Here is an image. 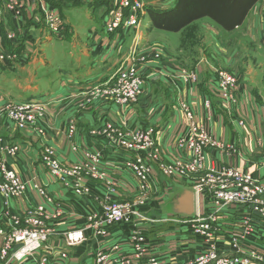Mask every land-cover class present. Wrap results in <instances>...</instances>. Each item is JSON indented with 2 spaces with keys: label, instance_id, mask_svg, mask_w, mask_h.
<instances>
[{
  "label": "rangeland",
  "instance_id": "obj_1",
  "mask_svg": "<svg viewBox=\"0 0 264 264\" xmlns=\"http://www.w3.org/2000/svg\"><path fill=\"white\" fill-rule=\"evenodd\" d=\"M104 1L108 2L105 6H103ZM14 2H20L23 6V10H20L18 15L15 13L11 14L6 8L7 4L5 0H0V70H2V68L5 70L7 68L10 69L19 66L22 62L30 59L31 53H33L34 56L40 54L46 64L38 68L37 77H43L42 81L45 94L50 93V88L53 85L52 81L54 77H58L59 70L70 67V60L67 54L70 53L71 37L68 27L64 25L66 24L64 20L65 17L67 23L69 24L70 22L72 26L70 30L74 33L76 31L79 35H84L85 38L88 32L89 22L100 31L104 21L103 18L106 17V21L104 22V29L106 31L110 24L108 22L113 20L116 14L110 0H14ZM259 3L258 5L260 6L261 4ZM65 7L67 10L62 12V8ZM41 9L54 11L60 19L59 22L61 26L63 24L64 29L61 34H52L55 21L48 17L49 14L46 16ZM105 11L107 16L105 15ZM139 17V27L126 28L120 25L109 34L111 36L119 32L117 34L119 46H122L125 50L121 62L124 60L127 66L134 62L136 65H139L140 68H146V74L139 73V77L143 81L141 93L134 102H129L125 105L116 104L114 100H101L99 98L91 99L90 102H88L87 97H85L84 101H76L75 105L69 104L63 116L69 117L71 120L63 133L59 131V136L62 138L56 139L58 142L60 139L61 141L63 139V142L68 147L67 152L59 150L55 144L53 145L51 143L52 139L49 135V130L52 123H50L49 126V121H46V115H44L43 118L35 115L34 120L32 118H26L22 122H16L15 114L10 115V112H8L5 116V112L4 114L1 113V111L5 109L2 103H0V122L6 123V125L12 127L14 132L27 133L33 137L35 142L39 144L40 149L37 148L41 166L54 181L58 182L63 188L69 189L70 192H72V197L75 199L79 197H90L91 195L93 198H104L106 192L104 184L101 181L95 180L92 176H89L86 171L77 169L80 165L88 163V158L85 157L87 152L85 151L90 148H82L75 141L77 126L73 119L77 118L78 120L77 116L79 115H86V113L89 112L93 113L96 104L108 102L116 108L107 107L104 110V120H102L99 125L91 126L87 132L88 137L104 142V138L98 137L96 133L100 130H106L107 127H110V130H113L119 136H129L130 138L128 139L133 138V135L135 136L137 133H143L144 136L148 134L149 136H146L148 138L147 141H149V143L151 141L153 149L158 150L159 165L155 164L154 168L156 167L157 170H159L160 165H171L174 168L176 163L182 161L185 163L188 161L187 157L178 151L179 148L176 145L182 132L184 133L190 124V121L186 119L185 106H183V104L187 106L192 116H194L193 118L196 123L203 124V126L210 131L214 130V128L211 129L213 127L212 119L214 111L210 100L205 98L201 102V114L204 118L198 116L195 111L196 108L188 101L190 93L198 85L202 83L207 84L208 90L214 95L215 102L220 108V112L223 114H221L220 121L223 122V120L226 119L230 124H235L231 121H236V125L243 127L244 121L241 118L242 112L240 110L242 97L240 96L239 86L234 87L231 92H228L229 95H232V99H223L219 97L217 92L219 89V85L217 84L221 81L219 79V74H232L237 78L239 84L244 81V74L251 72L250 75H253L252 77L256 82L259 84L264 83V56L260 51L263 49L261 40L256 34V22L254 18L248 20L245 26L240 27L241 24L231 32L222 30L209 19H201L178 33H169L151 27L146 8L145 12ZM133 45L136 49L132 48ZM142 57L144 59L143 61H141ZM191 76H194L196 79L193 86H190L188 82L184 80ZM0 87H2L1 79ZM150 88H155V90L156 88L158 89L153 93V98L149 101L147 107L139 109L134 118L127 119L128 111L131 109L136 111L134 108L135 104L147 94ZM160 89H163L162 97L158 94ZM9 91L12 94L6 95V90L1 88L0 95L5 97L7 101L23 102L15 97L19 94V91L16 90L15 87L11 86ZM165 101L169 103H165ZM166 104L169 106L163 108ZM42 111L44 114H48L44 107H42ZM117 112H119L123 118L118 119ZM167 113L173 115L177 121L182 122L183 120L181 133L175 139L174 152L170 153L165 151L160 142L162 137L161 134L162 132L164 133L163 128L166 125L165 116ZM2 139L0 138V161L3 160V162L0 163L4 165L5 169L13 172L15 176L14 179L18 180L20 184H23L25 190L21 193H17L15 196L8 195L12 193L13 187L6 181L7 178L0 167V229H2V236H0V264H39L43 260H45V264H68L67 262L73 257L72 253L69 252L74 248L82 246L84 242H86V236L84 234V242L75 247H67L62 238L63 236L65 238L64 234H67V232L85 230L90 224L87 217L91 213L86 214L88 215L87 217L83 216L84 219L81 220L77 228L59 233L55 227H52L54 220L57 221L58 218L57 210L54 212L47 211L46 206H51L50 203L46 201L48 198L40 196L39 191L35 188L36 185L39 186V188L43 189L44 193L51 198L46 187L43 185L41 186L35 178H31V181H23L15 170L9 168V160L17 156L20 148L16 144L8 142L3 143ZM224 144L235 147L230 142H224ZM112 148L118 149L116 146H112ZM68 152L69 156L71 153L75 155L76 160H71L68 157ZM132 153L134 154V152ZM132 153L129 154V158L133 157ZM213 154L219 153L212 148H210V150L209 148L205 150L206 169H204V171L192 172L185 167L183 175L179 176V178L163 177L164 180L159 182V192L155 196L149 197V199L134 194L130 197L125 196L126 200L121 201L119 199H121L122 194L118 189L108 190V194L112 197L110 199L112 203L122 204L135 203V201H140L144 198L146 204L149 205L150 200L152 201L151 198H156L152 217L158 221V223L152 225L151 229H154L153 231H146L148 234L147 236L152 238L154 235L151 234H155L161 239H169L170 243L174 245L175 241L170 240L174 237L170 235L171 233L169 230L174 227L177 222L171 221H180V219L178 220L175 217V212L177 210L175 206L176 199L174 198V194L171 193L179 190L176 189L177 185L182 187L181 184H183V182H188L187 180L193 181L191 188L194 190V187L201 182V180L206 179L209 175L207 169L211 166V157ZM101 156H103L102 153ZM49 159H51V161ZM46 162H50L51 166L55 164L60 174H65L66 180L71 186L80 185L79 187L84 195L75 194L73 188L66 187L64 185L65 183H61V181L51 173V170L46 167ZM100 168H103V157L101 158ZM69 174L71 176H69ZM28 187H30L31 191H34L43 201L42 204L40 203L34 207L21 206L20 203ZM51 200L53 199L51 198ZM204 200L210 202L209 204L212 206L209 198H204ZM41 208H43V211ZM33 221H37V224L33 223ZM165 221H169V223H165ZM40 227L43 229L44 233V241L41 242L39 240L40 248L29 252V255H31L30 257L19 256L18 253L21 252L23 243L19 244L12 238L14 233L24 231L29 234L33 232V230L36 231L40 229ZM114 229L115 228L110 227L106 232H111ZM55 238L61 240L66 250H44L47 243L50 240L54 241ZM155 241L156 240H154V242ZM119 244L120 243L117 245ZM127 244L129 245V243ZM109 248L107 247L95 251L93 253V264H99V256L108 254ZM169 249L170 248L163 252H167ZM153 251L156 252V249H153ZM120 252H122V250ZM34 260L38 261L34 263ZM250 261L252 264H262L256 259L251 258Z\"/></svg>",
  "mask_w": 264,
  "mask_h": 264
},
{
  "label": "crops",
  "instance_id": "obj_2",
  "mask_svg": "<svg viewBox=\"0 0 264 264\" xmlns=\"http://www.w3.org/2000/svg\"><path fill=\"white\" fill-rule=\"evenodd\" d=\"M175 2L176 0H145L146 9L160 11L170 10L174 7ZM259 2L258 3L261 4L262 7L261 5L259 6L258 3L254 5L240 27L245 26L251 18L255 19L256 34L261 40L263 49L260 51L264 56V0H260ZM105 4H108V2L104 1L103 6H105ZM66 10V7L62 8V12ZM105 15L107 16L106 11ZM64 20L66 21L65 26L68 27L71 37L70 53L67 54L70 60V67L59 70L58 77H54L52 81L53 85L50 88V93L45 94L42 81L43 77H37L38 68L46 64L43 57L37 54V52L36 54L38 56H34L33 53H31L30 59L22 62L19 66L10 69L7 68L5 70L2 68V70H0V79L2 81L0 91L1 88H3L7 92L6 95H10L12 93H10L9 89L11 86L15 87L16 90L19 91L18 95H14L18 100L39 104L44 107L48 112V114H45L46 121H49V126L50 123H52L49 130V135L52 139L51 143L53 145L55 144L59 150L67 152L68 147L63 142V139L62 141L60 139L59 142L56 141V139L62 138L59 136V131L63 133L71 120L69 117L63 116L66 109L69 107L68 105H75L76 101H84V94L92 89V87L107 82L118 69L124 57L125 50L122 46H119L117 35L119 32L110 36V34L105 31L104 22L106 21V17L103 18L104 21L100 31L89 22V28L87 27L88 32L85 38L84 35H79L76 31L75 33L71 31L70 27L72 26L70 22L69 25L66 17ZM250 74L251 72L245 73L244 81L239 83L240 96L242 97L240 110L242 112L241 118L244 121L243 127L236 125V121H231L235 124H230L226 119L223 120V122L220 121L223 114L220 112L221 110L215 102L214 95L208 90L207 84L205 83L198 85L195 89L192 88L194 90L190 93L188 101L196 108L195 111L198 116L204 118L201 114L200 106L202 100L208 98L212 103L214 111L212 119L213 127L211 128H214L213 131L211 130L213 137L223 142L232 143L240 153L239 156L231 157L213 154L211 162L214 161L219 165H230L245 172H250L259 183L264 184V165L262 163V156L264 154V83L259 84L252 77L253 75L251 76ZM157 89L158 88H156V90ZM156 90L155 88H150L147 94L135 104L134 108L136 111L133 109L128 111L127 119L134 118L139 109L146 108ZM158 94L162 97L163 89H160ZM2 101L6 100L5 97L0 95V103ZM165 103L169 102L165 101ZM168 106L169 105L166 104L163 108H167ZM94 107L95 110H93V113L89 112L86 113V115H79V113V116H77L78 120L77 118L73 119L77 126L75 141L82 148H96L102 152L103 168L110 177L118 182V190L122 194L119 200L123 201L126 200L125 196L130 197L134 195L137 188L136 179L132 174L126 171L124 167V162L129 159L130 155L119 149L112 148V146H108L105 140L103 142L97 139H90L87 135L91 126L99 125V123L104 120L105 115L103 112L107 107H116L108 102H100ZM117 117L118 119L123 118L119 112H117ZM165 123L166 125L163 128L164 133L162 132L161 134L162 137L160 142L165 151L170 153L174 152L175 139L181 133L183 120L182 122L177 121L173 115L167 113L165 116ZM0 138H3V143L8 142L16 144L20 148L17 156L9 160V168L15 170L23 181H31V178H35L41 186L43 185L46 187L48 194L53 199V204L51 206H46V209L49 212L57 210L58 218L57 221L54 220L52 227H55L59 233L77 228L81 220L84 219L83 216L86 217V214L97 211L98 208L94 205L93 198H73L72 192H70L69 189L63 188L46 173L39 159V144L35 142L30 134L14 132L12 127L6 125V123L0 122ZM68 157L71 160H76V156L72 153L69 156L68 152ZM153 180L156 185H159V182L164 180L156 167L153 172ZM187 181L188 182H183V184H181L182 187L177 185L176 189L179 190L171 193L174 194V198L176 199L175 206L177 210L175 212V217L178 220L180 219V221L190 219L197 212L202 215H207L212 211V206L209 204L210 202L204 200V198H211L210 195L207 193L200 194L199 196L194 195L191 188L193 181ZM188 192L194 195V210L192 214L186 215L181 213L183 209L182 198L184 194ZM151 199L152 201L150 200L149 202V209L146 214L152 217L156 198ZM40 203L42 204L43 201L34 191H31L30 187H28L20 204L23 207H34ZM248 212L249 210L247 208L231 206L220 214L219 225L221 237L218 239V246L223 255L230 254L227 252L228 249L223 242V237L228 238V234L237 231L242 218ZM151 228L152 226H148L146 231H153L154 229ZM169 231L171 233L170 235L174 237L170 239L175 241L174 245L170 243L169 239L157 237L161 243L154 248L156 249L154 254L161 264H174L178 259L185 261L191 260L202 250L203 241L201 239L194 240L192 238L193 236L187 224L177 223ZM259 233L263 240L257 241L255 248L264 250V220L259 227ZM127 235L128 228L124 226L115 228L109 232V235L105 238L96 237L91 230H86V242H84L82 246L74 248L69 252L72 253L73 257L70 258L67 263L93 264V253L95 251L107 247L109 248L118 243H120L122 253L131 254V246L125 242ZM168 248L170 249L167 252H163ZM48 249L56 251L66 250L59 238H55L54 241L50 240L46 247H44V250Z\"/></svg>",
  "mask_w": 264,
  "mask_h": 264
},
{
  "label": "built area",
  "instance_id": "obj_3",
  "mask_svg": "<svg viewBox=\"0 0 264 264\" xmlns=\"http://www.w3.org/2000/svg\"><path fill=\"white\" fill-rule=\"evenodd\" d=\"M112 8L115 9V18L111 20L108 25L109 34L120 25L126 28L139 27L140 15L145 12V0H110ZM6 8L11 14H19L23 10L20 2L14 0H5ZM32 2V1H31ZM30 3V1H29ZM44 14L55 21L52 29V34L59 35L62 33L63 24L59 22L60 19L53 10H43ZM65 25V24H64ZM11 38V37H10ZM132 48L136 49L133 45ZM143 57L141 61H143ZM139 73L146 74V68H140L139 65L132 62L128 66L125 65L124 60L120 63L116 72L111 76L107 82L100 83L92 87L85 97L90 102L91 99L114 100L116 104L125 105L129 102H134L143 88V81L139 77ZM219 89L217 90L219 97L230 98L232 95L228 92L239 86L238 80L235 76L228 73L219 74ZM190 86L195 84V77L191 76L184 79ZM3 108L1 113L5 116L8 112L10 115H16V122H22L26 118H32L38 115L44 117L42 106L30 102H16L6 100L1 102ZM185 106L186 119L190 121L185 132H182L181 137L177 140L176 145L179 152L183 153L188 161L183 163L178 162L174 168L171 165H160L159 173L162 177L179 178L183 175L185 167L192 172L204 171L205 167V150L212 148L217 151L220 156L231 157L239 156L240 153L236 147L224 144L223 141L217 140L213 137L210 130L206 129L203 124L196 123L194 116L190 113L187 106ZM2 109V108H1ZM9 115V116H10ZM8 116V115H7ZM98 137L104 138L108 146H116L120 151L125 153H132L130 157L124 162L126 171L133 175L137 181V188L135 194L138 196L148 198L155 196L159 190L160 185H156L153 180V172L155 164H158V150L153 149V144L147 141V135L137 133L133 138L122 137L117 135L110 127L106 130H100L96 133ZM147 136V137H146ZM16 152V151H15ZM86 156L88 163L80 165L77 169L86 171L89 176L95 180H99L104 184L106 190L104 198H93L94 205L97 206V211L91 213L87 218L90 223L85 230H78L75 232H67L65 238L63 236L67 247H75L82 244L84 241V234L86 230H91L94 235L105 238L109 235L106 230L110 227L118 228L125 226L128 228V235L126 243L131 245V254L120 252V244L111 246L108 254L100 255L98 258L99 264H161L153 249L161 243L157 236L148 237L146 228L158 223L150 215L147 216L149 206L144 201V198L135 203H112L108 194V190L118 189V182L110 177L106 170L100 168L101 151L99 149H88ZM51 161V159H49ZM0 162H3L0 161ZM183 163V164H182ZM262 163L264 165V155L262 156ZM0 167L7 182L13 187L10 196H15L25 190V186L20 184L18 180L14 179L13 172L5 169L4 165L0 163ZM46 167L51 170V173L58 178L61 183H65L66 187H71L77 195H84L79 186H71L65 174L62 175L57 170V167L50 162H46ZM76 169V170H77ZM209 175L206 179L201 180L194 188V195L207 193L210 195L212 203V211L207 215L200 213L194 214L193 217L186 221H171L177 223L187 224L192 238L194 240L201 239L203 248L191 260L178 259L174 264H252L250 259H256L258 262L264 264V250L255 248L257 241H262L259 227L264 220V184L253 177L250 172L237 169L230 165L216 164L211 162V166L207 169ZM69 176H71L69 174ZM39 191L40 196L48 198L46 200L50 205L53 200L44 193L43 189L35 186ZM85 193V192H84ZM9 197V196H8ZM101 199V200H99ZM197 199V198H196ZM195 199V200H196ZM148 203V202H147ZM243 207L247 208L249 212L242 218L238 230L223 237V242L226 244L229 255H223L218 246V239L221 237V229L219 225V216L229 207ZM43 211V208H41ZM160 222V221H159ZM169 221H165V223ZM37 224V221H33ZM0 236H2V229H0ZM43 229L40 227L33 232L25 233L24 231L15 232L13 237L19 244L23 243L21 252L18 253L21 257H30L29 252L40 248V243L43 242ZM153 239V240H152ZM154 240H156L154 242ZM42 249V248H41ZM20 251V250H19ZM38 260H34L36 263ZM39 264H45L43 260Z\"/></svg>",
  "mask_w": 264,
  "mask_h": 264
},
{
  "label": "trees",
  "instance_id": "obj_4",
  "mask_svg": "<svg viewBox=\"0 0 264 264\" xmlns=\"http://www.w3.org/2000/svg\"><path fill=\"white\" fill-rule=\"evenodd\" d=\"M259 0H176L170 10L146 9L152 28L178 33L192 23L209 19L226 32L240 26Z\"/></svg>",
  "mask_w": 264,
  "mask_h": 264
},
{
  "label": "water",
  "instance_id": "obj_5",
  "mask_svg": "<svg viewBox=\"0 0 264 264\" xmlns=\"http://www.w3.org/2000/svg\"><path fill=\"white\" fill-rule=\"evenodd\" d=\"M182 206L183 209L181 210V213L183 214H192L194 210V195L192 193H185L182 198Z\"/></svg>",
  "mask_w": 264,
  "mask_h": 264
}]
</instances>
